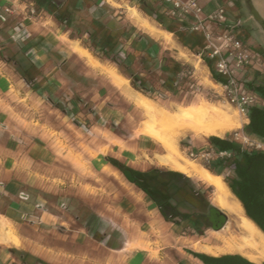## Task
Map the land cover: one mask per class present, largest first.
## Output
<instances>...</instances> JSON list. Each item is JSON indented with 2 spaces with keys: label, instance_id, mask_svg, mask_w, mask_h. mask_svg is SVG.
<instances>
[{
  "label": "rangeland",
  "instance_id": "rangeland-1",
  "mask_svg": "<svg viewBox=\"0 0 264 264\" xmlns=\"http://www.w3.org/2000/svg\"><path fill=\"white\" fill-rule=\"evenodd\" d=\"M204 1L199 2L203 4ZM219 1L221 4L226 1L231 3L233 9L241 11L244 17L249 19L241 0ZM102 3L109 10L107 16L119 21L126 29L121 54L133 73L149 82L150 88L146 91V95L132 88L130 81L119 74L115 66L109 62H101L88 51L97 62L95 66L73 53L69 48L70 41L80 46L81 42L70 40L64 28L56 24L49 16H37L35 13L32 17L28 8L24 9L22 14L16 15L18 10L10 6L12 13L9 18L7 17L4 25L0 26V33L3 32L5 36L2 38L0 34V47L3 49L5 58H8L10 53L18 52L34 63L35 59L39 58L42 65L39 66L40 73L35 75H39L38 80H33L31 85L12 83L7 93L0 94V115L11 114L8 117L5 116L8 121V132L12 133L14 141L16 143L20 141L22 146L19 162L21 164L19 169L22 170L21 178L14 185H18L19 194L28 196V201L39 199L40 204H35V210L51 212L62 217V219L53 220L52 226L39 227L38 221L29 215L24 222L28 224L29 220L34 221L38 229L34 231L29 224L25 225L24 234L50 246L52 243L61 245L68 240L66 236H69L74 227V225L70 226V222L61 224V221L73 219V216L78 215L85 204L91 209H87L89 214L86 213L89 217L85 226L90 227L88 237H91L92 232L99 230L106 243L113 239H117L120 244L126 243L123 251L112 254L116 259L127 258L134 264L140 259H144V264H201L188 252L193 251L191 246L195 243L221 246L213 240V231L206 230L199 236L192 231L188 223L187 226L183 224L184 228L176 230L167 228L163 224L154 228L157 221L150 217L149 233L154 235L150 237L154 241L153 247L151 242H140L142 240L140 237L145 235L140 234L139 230L131 224L132 222H128L125 218L133 207L147 208V201L143 199V196L141 198V194L128 185L115 169L107 166L109 164L106 159L113 158L125 166L146 171L150 168H165L158 164L157 160V156H162L165 152L150 138L138 133L147 119L143 117L141 111L134 108L119 94L102 73V68L105 66L114 70L128 81L131 89L169 112H174L179 106L204 104L217 106L232 120L231 126L220 137L221 139H225L232 130L240 127L239 119L241 118L237 111L223 100L222 92L215 86L202 58L178 43L177 34H189V32L180 31L175 23L159 13V0H153L150 5L155 14L174 25L175 34L170 33V35L168 32L170 44H166L157 34L144 33L134 24L129 16L128 8H134L142 18H147L155 29L163 31L155 21L139 9L140 3L134 0ZM224 6L230 9V5L226 3ZM100 14L93 12L88 13V16L99 17ZM105 14L102 11V16ZM251 23L255 26L252 21ZM138 35H146L155 43L158 57L150 64L151 73L142 71L145 64H142L141 58L144 52L142 42L138 41ZM35 38L38 40L34 42L33 50L29 42ZM167 58L189 67L192 74L189 82L180 79L175 91L172 92L167 91L161 81L164 59ZM62 59L66 60L59 68L56 61ZM100 112L102 115L99 114ZM4 137L6 138V134L0 130V143L5 139ZM209 137H194L186 134L178 139L177 146L185 158L203 166L200 160L190 158L188 154L203 152L208 147ZM34 144L40 148V157H38V150L27 151L25 154L22 152L29 145ZM5 153L6 151L0 145V155ZM7 156L15 157V152L10 151ZM35 156H37L36 160ZM98 160L101 161L102 167H109L114 174H105ZM12 166L13 164L0 163V179L4 176L5 170H9ZM221 173L222 171L219 170V175L224 179L226 175ZM190 179L198 183L203 191H207L210 199L211 188L201 185L195 178ZM42 200H46V203ZM61 204L64 208L60 206ZM36 205L40 208H36ZM100 212H102L101 228L98 226L97 217ZM136 213L134 212L132 216L134 217ZM125 222H128L131 228L125 225L123 230L121 226ZM1 228L2 238H14V228L2 217H0ZM10 242L11 240H5L0 241V244L9 245ZM106 243L102 245L105 246ZM135 251H142V254H147L148 257L142 254L136 255ZM60 257L63 259L62 256ZM62 263L66 264L64 261L60 262ZM75 264H83V262L78 260Z\"/></svg>",
  "mask_w": 264,
  "mask_h": 264
},
{
  "label": "trees",
  "instance_id": "trees-1",
  "mask_svg": "<svg viewBox=\"0 0 264 264\" xmlns=\"http://www.w3.org/2000/svg\"><path fill=\"white\" fill-rule=\"evenodd\" d=\"M30 1L34 4L35 13L45 11L50 14L54 22L68 33L70 40L80 41L81 46L101 62L107 61L114 65L119 74L130 81L132 88L146 95V91L150 88L149 82L140 75H135L121 54L126 29L119 21L107 16L109 10L102 2L99 0ZM150 3L152 1L140 2L139 9L164 31L175 34L174 25L155 14ZM91 8H98L106 14L98 18L90 17L88 11ZM235 15L244 21V25L246 24L247 19L241 11L235 12ZM242 28L246 29V25ZM238 37L243 41L247 39V36L243 38L239 34ZM137 38L143 44L144 56L141 62L145 65L142 71L151 73L150 64L158 57L155 43L146 35H138ZM177 41L183 48L202 58L214 81L221 80L214 70L213 61L206 55L200 34L178 33ZM0 59L13 64L16 72L28 84H31V79L38 73L35 63L18 52L10 53L5 59L0 53ZM162 74L163 87L169 92L175 91L178 86L179 75L182 74V81L185 82H189L192 75L189 67L171 58L164 59ZM246 81L248 87L264 100V84H255V80L251 78ZM248 119L249 123L244 131L264 138V108L249 109ZM207 140L216 150L232 153V157L229 160L215 161L209 167H204L218 175L221 168H231L230 175H226L223 181L242 206L245 216L264 234V155L241 152L235 145L218 137H209ZM106 161L128 184L134 186L156 206L164 222L173 225L187 222L192 231L199 236L206 230L218 231L224 226L226 222L224 213L211 205L207 191H203L198 183L190 178L165 168L139 171L113 158H107ZM11 252L18 253L15 250ZM188 253L201 264H253L239 255L212 257L192 251Z\"/></svg>",
  "mask_w": 264,
  "mask_h": 264
},
{
  "label": "crops",
  "instance_id": "crops-1",
  "mask_svg": "<svg viewBox=\"0 0 264 264\" xmlns=\"http://www.w3.org/2000/svg\"><path fill=\"white\" fill-rule=\"evenodd\" d=\"M59 1H62V0H59ZM99 1L102 2L101 0ZM215 3L221 4L219 0H205L202 5L204 6L205 10H209ZM224 4L225 3L223 2L222 5ZM252 4L254 8L256 9V11L258 12V14L260 15V17L262 18V20L264 21V0H252ZM226 5H230V11L235 15V12H237V9H233V7H231V3H227V1H226ZM2 6H11V7L16 8L18 10L16 12V15L22 14L23 10L28 8L25 2L21 0H0V8ZM93 12L95 14L101 13L99 17L102 15V11H100L98 8H91L88 11V13H93ZM40 15L49 16V18L53 20L52 16L45 11H40L39 13H37V16H40ZM93 18H98V17L93 16ZM3 25L4 24L0 23V26H3ZM245 25H246V29L242 28L239 31V35H241L243 38L247 36V39L244 40V42L247 43L248 46H250L253 50L261 54L262 57L264 58V32L261 31L256 25L254 26L249 19H247V22ZM0 34L2 38H5V36H3V32H1ZM36 40H38V38L32 39L29 42V44H32L31 49L33 50H34V42H36ZM0 53L5 59V56L3 54V49L1 47H0ZM25 57L28 58L27 56ZM57 58L58 57L56 56V59ZM65 60L66 59H62L61 61L60 60L56 61L57 67L59 66L60 68L61 63L64 62ZM39 66H42V65H41L40 59L38 58L37 60L35 59V67L37 68L38 72H39ZM249 77L251 78V80L252 79L255 80V84H261V83L264 84V76H261V75H258L257 73L255 74L249 71L246 73L245 78L250 79ZM38 78H39V75L34 76L33 79H31V83L33 80L35 81L38 80ZM16 82L17 84L21 83L24 85H31V84H28L16 72L13 64L0 59V94L7 93L9 91V88L12 86V83L14 84ZM17 92L19 95H21L19 91ZM101 109H102V106L100 107V110ZM99 114L102 115V112H100ZM9 115L11 114L4 113L3 115H0V130L1 132H4L6 134V138L4 137L5 139L2 140L0 143L2 149L6 151L5 154L0 155V163H2V165L3 164L5 165L7 163L9 165L13 164V166L9 168V170H5L4 176L0 179V217L6 219L9 222V224L14 228L15 230L14 238L17 240L18 244L16 246L13 245L12 242L8 243L9 245L0 244V264H60L61 261L62 262L64 261L66 264H75V262H78V260H81L83 264L85 263L86 264L87 263L89 264H134L130 259L129 260H127V258H123V259L117 258L116 259V257L112 255L113 253H118V252L123 251L124 245L126 243L123 242V244L122 243L120 244L117 241V239L110 240L106 243V240L102 238V232L99 230L95 231L94 233L92 232L91 237H88L89 236L88 234H90V227L85 226V223L89 217L88 216L89 212L87 211V209H90V208L87 207V205H85L84 203L83 204L85 207L80 209V213L78 215H74L73 219L61 221V224H68L70 222V226L74 225L73 230L71 231L69 236H66L68 240L65 241L63 244L56 245L55 243H52L50 246L44 243L43 241H39L36 238L33 240L32 238L25 236L24 234L26 230L25 225L29 224V227L32 228V230L34 231H37L38 229V227H35L34 221L29 220L28 224L24 222V220H26V217H28L29 215L35 221H38L39 227L40 226L42 227L44 225L52 226L54 225L52 223L53 220H56V219L58 220L60 218L62 219V217L60 215L53 214L51 212L46 213V212H42L37 209L35 210V204H40L38 203L39 199L38 200L36 199L34 201H28V200L22 201L18 198L20 189L18 185H14V183H16V181L21 178L22 170L19 169V166L21 165L19 164V162L21 160L20 150L22 146L20 144L21 142L18 141V143H16V141H14L15 138L12 137L13 134L8 132V125H7L8 121H6V117H8ZM240 122H241L240 126L244 129L245 126L249 123V119L241 118ZM208 145L210 144L208 143ZM39 149L40 148H38L37 145L34 144V145H29L28 148L24 149L25 152L24 150L22 152L25 154L27 151H32V150L37 151L38 150L39 151L38 157H40L41 155L39 154L41 153ZM10 151L15 152V157L7 156V153H10ZM34 159L36 160L37 156H35ZM98 163H101V161L99 160ZM107 166H110V165H107ZM100 167H102V163L100 164ZM220 171H222V173H224L225 175H230V171L228 172L227 168H221ZM222 173L221 175H223ZM118 175L121 176L119 172H118ZM132 187L135 188L134 186ZM137 192L138 194H141V198L143 196V199L147 201L146 202L147 208L144 209L138 206L137 208L138 210H137L136 207H133V209L129 211V215L131 216L126 215L125 218L128 220V222L130 221L132 222L130 223L134 225L135 229L139 230L140 234L145 235L144 237L143 236L140 237L141 235L139 236L140 239H142L140 240V242L142 243L151 242L153 246L154 241L150 237L154 235L149 233L151 216H154V218H156V221H157V224L154 226V228H156L157 225L163 224V226H167V228H173V230H176V229L184 228L185 225L183 226V224H186V226L188 225L187 222H182L179 225H173L171 223L164 222L156 206L148 198H146L140 191L137 190ZM42 201L46 203V200H42ZM135 209L136 211H134ZM87 212L88 214H86ZM134 212H137V213L133 217L132 214ZM82 214L83 216H81ZM97 217L99 220L98 226L99 228H101L102 227V212H100L97 215ZM128 222H125L124 225L121 226L123 230H125V225L128 226ZM209 231H212V230H209ZM41 238H42V235H41ZM144 239H146V241H143ZM104 243H106L105 246L102 245ZM12 250H15L18 253L12 254L11 252ZM134 253L136 255H141L142 251H135ZM60 256H62L63 259H60L61 258ZM142 256H145L146 258L148 257L147 254H142ZM64 259H66V261ZM135 264H144V259H140V261Z\"/></svg>",
  "mask_w": 264,
  "mask_h": 264
},
{
  "label": "bare ground",
  "instance_id": "bare-ground-1",
  "mask_svg": "<svg viewBox=\"0 0 264 264\" xmlns=\"http://www.w3.org/2000/svg\"><path fill=\"white\" fill-rule=\"evenodd\" d=\"M128 10L130 18L140 30L151 35L157 34L166 44L171 43L167 32L155 29L147 18H142L134 8ZM69 48L88 63L97 65L91 54L76 42H70ZM102 73L119 94L147 119L138 133L150 138L165 152L164 155L157 156L158 164L188 178H195L201 185L211 188V205L226 216L224 226L218 231H213V240L221 246L195 243L191 249L212 257L239 255L253 264L264 263V234L245 216L242 206L231 194L222 177L185 158L177 146L178 139L186 134L220 138L231 126V117L212 104L179 106L174 112H169L131 89L128 81L114 70L104 66ZM102 170L105 174H114L109 167H102ZM151 218L156 220L154 216ZM0 230L3 232L2 228ZM5 240H11L15 246L18 244L15 238L0 236V241Z\"/></svg>",
  "mask_w": 264,
  "mask_h": 264
},
{
  "label": "built area",
  "instance_id": "built-area-1",
  "mask_svg": "<svg viewBox=\"0 0 264 264\" xmlns=\"http://www.w3.org/2000/svg\"><path fill=\"white\" fill-rule=\"evenodd\" d=\"M24 1L28 6L30 16L35 15L34 4L30 0ZM109 3L116 0H101ZM137 3L153 0H134ZM159 13L178 26L180 31L200 34L206 55L213 61L216 74L221 78L214 81L223 95L225 103L233 107L243 119H248V111L253 107L264 108V100L248 87L245 75L247 72L264 76V58L238 37L244 21L234 15L228 6L213 4L205 10L200 0H159ZM12 13L10 6L0 8V23H5ZM182 79V74L179 75ZM235 145L241 152L247 154L264 155V138L249 134L240 126L232 130L225 138ZM190 158L201 161L203 166L209 167L213 162L229 160L232 153L218 151L211 145L201 153L190 152ZM228 172L231 168H227ZM19 199L26 201L28 196L20 193ZM64 208V205H60ZM36 208H40L36 205Z\"/></svg>",
  "mask_w": 264,
  "mask_h": 264
},
{
  "label": "water",
  "instance_id": "water-1",
  "mask_svg": "<svg viewBox=\"0 0 264 264\" xmlns=\"http://www.w3.org/2000/svg\"><path fill=\"white\" fill-rule=\"evenodd\" d=\"M246 11V15L261 31L264 32V21L254 8L252 0H241ZM226 217V216H225Z\"/></svg>",
  "mask_w": 264,
  "mask_h": 264
}]
</instances>
